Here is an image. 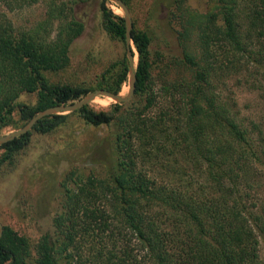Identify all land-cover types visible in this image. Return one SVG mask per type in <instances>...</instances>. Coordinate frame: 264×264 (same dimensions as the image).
Instances as JSON below:
<instances>
[{"label": "trees", "instance_id": "obj_1", "mask_svg": "<svg viewBox=\"0 0 264 264\" xmlns=\"http://www.w3.org/2000/svg\"><path fill=\"white\" fill-rule=\"evenodd\" d=\"M42 1L44 17L29 28L0 13V130L48 104L126 82L124 51L89 84L51 79L82 32L71 9L83 0ZM170 1L185 72L154 89L150 38L132 25L131 97L50 112L0 143V165L12 164L31 133L76 113L86 124L108 125L113 153L102 175L63 171L50 228L35 240L1 223L0 264H264V131L214 90L217 70L264 68V0H213L204 14ZM110 2L98 0L100 26L123 44L124 22ZM20 92L35 100L18 101Z\"/></svg>", "mask_w": 264, "mask_h": 264}, {"label": "rangeland", "instance_id": "obj_2", "mask_svg": "<svg viewBox=\"0 0 264 264\" xmlns=\"http://www.w3.org/2000/svg\"><path fill=\"white\" fill-rule=\"evenodd\" d=\"M114 3H108L110 9L121 15V10ZM170 3V0H129L126 6L131 24L145 31L150 38L148 55L154 89L159 87L163 78L172 79L177 72L186 71L178 63L181 55L177 36L179 22L170 15ZM43 4L42 0H0V13H5L4 18L17 28H29L44 17ZM184 4L190 11L204 14L213 0H184ZM97 5L98 0H83L72 6L71 10L82 21L83 29L68 47L66 67L50 73L51 79L89 84L108 61L123 54L122 42L101 28ZM194 39L195 35L191 37L190 45ZM263 70L253 71L244 66L226 72L217 70L214 90L230 103L238 117L259 122L264 131ZM125 90L126 82L120 87L121 93ZM35 97L34 92H20L16 99L32 103ZM112 100L98 95L88 103L100 109L108 107ZM16 113L15 109L13 118H16ZM19 124L17 120L14 124L5 125L0 132ZM107 129L105 124H86L72 113L64 124L47 133H31L29 142L16 153L14 162L0 165V221L26 234L31 241L49 229L51 215L60 202L59 181L63 171L75 167L82 174L102 175L105 165L111 161L113 153ZM260 246L263 247V241ZM261 253L264 254V248Z\"/></svg>", "mask_w": 264, "mask_h": 264}, {"label": "water", "instance_id": "obj_3", "mask_svg": "<svg viewBox=\"0 0 264 264\" xmlns=\"http://www.w3.org/2000/svg\"><path fill=\"white\" fill-rule=\"evenodd\" d=\"M117 4L119 10H121L122 14L121 17L124 22V35H123V49L125 55V66H126V90L124 93H120L119 91H112L106 88H94L88 93L84 94L82 97H76L72 100L68 101H60L52 104H48L46 107L38 109L33 114H31L24 122L19 124L16 127H13L9 130L0 132V143L4 142L13 136L24 133L29 130L33 123L36 121L37 118L46 115L50 112H58V111H66L71 110L74 108H78L79 106L88 103L94 97L98 95H104L111 97L114 101L123 102L126 101L129 97H131L134 87H135V73H134V52L136 54L134 46L130 42V29H131V19H130V12L127 9V5L124 3L123 0H111ZM134 51V52H132ZM1 221H0V229H1ZM1 232V230H0Z\"/></svg>", "mask_w": 264, "mask_h": 264}, {"label": "bare ground", "instance_id": "obj_4", "mask_svg": "<svg viewBox=\"0 0 264 264\" xmlns=\"http://www.w3.org/2000/svg\"><path fill=\"white\" fill-rule=\"evenodd\" d=\"M120 93H121V91H120ZM105 97H108V96H105ZM108 98H111V97H108Z\"/></svg>", "mask_w": 264, "mask_h": 264}]
</instances>
